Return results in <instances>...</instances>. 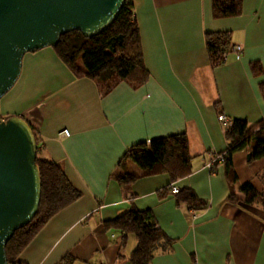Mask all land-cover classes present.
I'll use <instances>...</instances> for the list:
<instances>
[{
  "label": "crops",
  "instance_id": "crops-1",
  "mask_svg": "<svg viewBox=\"0 0 264 264\" xmlns=\"http://www.w3.org/2000/svg\"><path fill=\"white\" fill-rule=\"evenodd\" d=\"M146 80L117 82L102 93L86 76H75L53 46L23 54L21 69L0 98V119L20 115L33 128L40 154L55 160L78 199L53 215L21 251L23 264H131L133 234L121 243L117 229L103 221L131 205L149 209L155 223L174 238L148 264H264V208L226 200L223 164L206 163L226 147L217 115L255 123L264 118V0H242L235 16L214 17L211 0H132ZM230 32L241 45L212 66L205 33ZM261 70L253 72L251 63ZM67 128V135H59ZM184 132L191 171L174 177L168 170L138 176L128 184L114 178L117 163L133 144ZM247 149L231 155L234 191L250 182L264 189V154L247 161ZM123 170L142 169L126 161ZM191 188L205 205H189L169 184Z\"/></svg>",
  "mask_w": 264,
  "mask_h": 264
},
{
  "label": "trees",
  "instance_id": "trees-1",
  "mask_svg": "<svg viewBox=\"0 0 264 264\" xmlns=\"http://www.w3.org/2000/svg\"><path fill=\"white\" fill-rule=\"evenodd\" d=\"M241 7L242 0H211V12L216 18L235 16L241 12ZM204 39L210 64L221 63V53L230 45V32L208 31ZM53 48L75 76L92 78L102 93L108 92L120 80L137 85L148 76L142 61L132 0H124L114 20L101 32L84 36L80 31L72 30L62 34ZM251 68L255 73L261 70L257 62H252ZM259 87L264 98V81L259 83ZM32 132L37 145L33 128ZM224 133L227 144L222 164L229 185L226 200L245 204L258 202L264 208V189L257 190L250 182L241 183L238 186L241 196H236L233 186L236 172L231 161L232 153L241 148L247 149V161L264 154V118L251 124L245 119L233 118ZM191 158L184 132L152 138L131 145L123 153L114 178L119 184H128L138 176L161 169L168 170L174 177L184 176L191 171ZM126 161L136 163L142 169L141 173L123 170ZM35 162L40 175L39 205L32 219L17 228L6 242L5 255L9 264H23L18 258L21 251L53 215L80 196V191L72 185L60 165L52 158L41 155L38 145ZM260 176L264 180V168ZM175 194L189 205L206 204L189 187H183ZM103 224L106 228L113 227L119 231L121 243L125 242L127 234L134 235L135 246L128 254L131 264H148L157 251L168 250L174 243V238L157 226L149 209L131 205L117 216L104 220ZM71 260L70 255H65L55 264H70Z\"/></svg>",
  "mask_w": 264,
  "mask_h": 264
},
{
  "label": "water",
  "instance_id": "water-1",
  "mask_svg": "<svg viewBox=\"0 0 264 264\" xmlns=\"http://www.w3.org/2000/svg\"><path fill=\"white\" fill-rule=\"evenodd\" d=\"M124 0H0V98L17 79L25 52L54 46L78 30L105 29ZM36 140L20 115L0 119V264H9L5 244L34 216L40 200Z\"/></svg>",
  "mask_w": 264,
  "mask_h": 264
},
{
  "label": "built area",
  "instance_id": "built-area-1",
  "mask_svg": "<svg viewBox=\"0 0 264 264\" xmlns=\"http://www.w3.org/2000/svg\"><path fill=\"white\" fill-rule=\"evenodd\" d=\"M241 45L239 44H230L229 47L224 50L222 53H221V58L224 60L225 57H226V54L228 51H233L235 53V56L236 57H239L240 55V52H241ZM217 118L218 120L224 125L225 129L227 128L228 126V119L226 117V115L222 112H220L218 115H217ZM59 135H67L68 134V130L67 128H62L59 132H58ZM225 157V151H221V152H218V153H215L212 157V159H210L207 163H206V166L208 167H211V165L215 162H220L222 163L223 159ZM180 190L179 186L176 185V183L174 182H171L169 184V191L172 193V194H175L177 193L178 191ZM97 264H105L103 262H99Z\"/></svg>",
  "mask_w": 264,
  "mask_h": 264
}]
</instances>
